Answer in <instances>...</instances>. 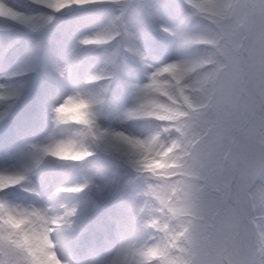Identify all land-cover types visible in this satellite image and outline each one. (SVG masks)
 I'll return each instance as SVG.
<instances>
[{"label": "snow or ice", "instance_id": "obj_1", "mask_svg": "<svg viewBox=\"0 0 264 264\" xmlns=\"http://www.w3.org/2000/svg\"><path fill=\"white\" fill-rule=\"evenodd\" d=\"M0 21L4 59L36 34L0 77V264H264V0H0Z\"/></svg>", "mask_w": 264, "mask_h": 264}, {"label": "rangeland", "instance_id": "obj_2", "mask_svg": "<svg viewBox=\"0 0 264 264\" xmlns=\"http://www.w3.org/2000/svg\"><path fill=\"white\" fill-rule=\"evenodd\" d=\"M18 2L22 5H25L26 7H28L29 9H31V0H18ZM150 3H156L158 2V0H149ZM171 2L175 3V4H180L182 2V0L176 1V0H171ZM91 8V7H90ZM87 9V8H84ZM77 10H81V9H76V10H72L71 12L68 13H64V14H57L58 17H63V18H67L68 16H72L73 12H76ZM101 12H104L103 14L106 15V11L104 9L100 10ZM74 17V16H72ZM91 19V18H90ZM90 19H81L82 21L84 20H90ZM165 26H169L171 27L172 25L175 24V19L171 18L169 16H165ZM62 24V19L58 18L57 20L53 21L50 29H49V34L51 35L53 32H55L60 25ZM93 24L91 23H84L81 22L77 27H75L72 30V36L79 40L81 38H83V36L90 34L92 31L96 30L95 27H92ZM17 35V29L12 28L8 25H6L4 22L0 21V54L4 53L5 48L8 46V44H10L13 39L15 38V36ZM36 36L35 33H31L28 32L26 35L22 36V40H21V45H19L18 47L20 48V52H19V56H22L23 54V44L27 42L28 39H34ZM171 41V37H165L163 35H160L158 33H153L152 38L145 40V48H146V52L149 55V57L151 58V62L153 63H160L161 61L165 60L167 58V53L169 50L172 51L173 54H175V44L174 43H170ZM105 49L104 48H97L92 54L91 56V62L93 64H99L102 63V59H103V54H104ZM196 49H192V54L195 55L196 54ZM19 56L13 58L12 57V50L9 49L8 52V59H4L2 56H0V77H5V76H12V72L15 68V64L19 59ZM129 68L130 71L132 73V77L134 80L136 81H141L144 79L143 73L140 72L135 65L133 64V62L129 61ZM13 79H17V77H12ZM19 79H35L36 81V88L37 90H39L40 86H41V79L40 77L35 74V73H27L24 74L20 77H18ZM121 103L126 102V97H120ZM29 104H31V98L29 99ZM42 119L43 116L40 117V119L38 121H36L35 124V128H33L34 130V134L36 138H39L41 136H43L44 134H46L47 131V127L45 125H42ZM29 124L26 126V131L29 130ZM137 131H139V129H136ZM0 135H2V133H0ZM5 137V136H4ZM33 137V135H32ZM6 140V138H5ZM5 141L0 140V144H4ZM1 147V146H0ZM2 149V148H0ZM5 162V161H3ZM21 202H24L23 199L21 200ZM19 203V202H17Z\"/></svg>", "mask_w": 264, "mask_h": 264}]
</instances>
